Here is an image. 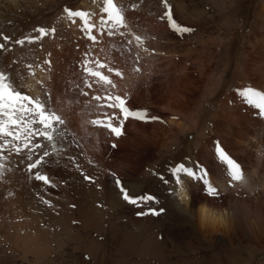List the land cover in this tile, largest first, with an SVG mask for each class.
Segmentation results:
<instances>
[{
	"label": "rangeland",
	"instance_id": "obj_1",
	"mask_svg": "<svg viewBox=\"0 0 264 264\" xmlns=\"http://www.w3.org/2000/svg\"><path fill=\"white\" fill-rule=\"evenodd\" d=\"M114 3L124 16V26L109 36L110 26L101 24V17L107 19L104 0H0V44L4 45L0 49V72L16 90L39 97L49 111L64 121L56 126L53 141L36 138L46 147L34 153L24 150L17 154L11 149L0 153V264H264V251L253 247L251 252L245 242L244 248L238 249L203 241L192 224L177 216L167 200V186L153 174L167 177L168 169L185 164L194 148L196 133L187 131L178 145L165 148L152 139L153 130L140 127L160 126L166 121L163 103L152 106L144 100L147 82L153 80L166 86L169 79L173 93L163 101L173 103L178 96L176 77L184 74V66L194 70L179 54L168 64L164 57L169 48H184L188 53L208 48L214 51L213 55H206L210 57L208 62L215 59L218 68L230 67L225 69L221 82L233 97L239 96L242 85L232 72L236 62H245L243 51L248 49L247 41L260 14L264 15V0H168L175 22L194 29L188 33L174 31L167 19H161L165 10L161 0ZM65 8L88 15L70 20ZM85 22L95 25L91 30L95 41L88 38ZM41 27L55 32L31 43L25 40L38 35L34 30ZM137 35L141 42L134 39ZM17 40L25 42L17 44ZM85 66L102 73L111 83L90 75ZM192 80L198 88L197 80ZM193 86L185 88L191 102L196 90ZM105 96H119L127 109L143 110L147 117L159 119H124L119 107L106 106L118 102L107 101ZM210 106L206 105L204 126L214 119ZM109 119L113 126L121 127L120 136L92 123ZM136 150L149 160L137 172L126 162V155ZM44 151L50 156L37 170L48 176V185L34 180L27 170V164ZM106 174L125 210L122 213L109 207L104 198L100 179ZM113 174L133 194L155 195L159 205L150 202V206H163L166 212L160 216H137V211L146 209L120 198ZM84 175L94 183L84 180ZM71 181L83 192V199L67 201ZM163 186L166 194L156 193ZM86 200L93 202L94 215L84 206ZM30 201L35 207L26 206ZM82 201L84 208L78 214L75 211ZM84 217L95 221L85 222ZM26 241L30 243L25 245Z\"/></svg>",
	"mask_w": 264,
	"mask_h": 264
},
{
	"label": "bare ground",
	"instance_id": "obj_2",
	"mask_svg": "<svg viewBox=\"0 0 264 264\" xmlns=\"http://www.w3.org/2000/svg\"><path fill=\"white\" fill-rule=\"evenodd\" d=\"M123 35L126 36V34ZM222 39L223 37L219 39L220 46H223ZM247 43L248 49L243 51L245 62L235 63L232 72L233 78L238 83L240 82L241 89L252 87L264 92V15L262 13ZM212 52L209 48L202 51H190V53L186 52L184 48L181 51H177L175 48L168 49V53L164 57L168 64H172L175 56L179 54L184 62H190V67L194 70H190V72L184 66V74L181 77H176L178 96L173 103L163 101L173 93L169 79L166 81L168 83L166 86L162 85V82L155 84L153 80L147 82V88L145 87L147 95L144 100L152 106L156 105V102L163 103L166 107L164 109L166 121L160 126L150 124L140 127L153 130L152 139L160 147L165 148L178 145L182 135L187 131L196 133L194 148L189 152L185 165L187 167H192L195 164L205 166L211 173L210 181L220 190L219 197L213 200V198L205 196L199 183L187 184L186 182V190L180 199L172 200L167 195V200L177 211V216L192 224L203 241L238 249L243 247L242 243L245 242L244 244L250 251L253 247L264 251V117H260L258 110L248 105L243 97L240 95L233 97L231 90V92H227L224 89L222 80L226 76V73L224 75L225 69L229 66L226 65L220 69L218 60L214 59L215 61L208 62L210 57L206 55ZM215 57L217 56L215 55ZM217 68L220 71H217ZM188 78L196 79L198 88H195L192 85L194 81ZM194 83L196 84V82ZM188 85L196 89L193 93L194 96H191V98L193 97L192 102L189 101L186 93L188 89H185ZM116 86L114 84V89ZM41 90L39 89V92H42ZM179 93L183 94V97ZM206 105H211L210 107L213 108L214 119L210 124L204 126ZM136 135L139 136V134ZM215 141H219L225 150L241 164V181L230 183L229 178L213 158ZM229 149L232 150L229 151ZM136 151L131 155H126L128 166L134 168L135 172L142 169L143 162L149 161L146 157L141 156V150ZM123 170L125 171V169ZM108 174L110 173L108 172ZM106 176L107 174L100 179V181L103 180L104 198L109 207L122 213L125 210L120 206L121 201L118 199V195L116 196L114 187L109 183L111 177ZM67 188L70 193V196H67V201H74L75 198L83 199V192L76 189V182L71 181ZM89 189L91 188L89 187ZM164 190V186L159 187L156 193L160 192L161 194ZM29 203L30 205H26L29 208L34 206V202L30 201ZM82 203L83 201L78 203L80 208L75 212L80 214L86 206L91 215H94L93 202L86 200L84 206ZM33 218L34 216L31 215V219ZM84 219L85 222L95 221H89L90 217H84ZM236 242L237 245L234 247ZM29 243L24 242L25 245Z\"/></svg>",
	"mask_w": 264,
	"mask_h": 264
},
{
	"label": "snow or ice",
	"instance_id": "obj_3",
	"mask_svg": "<svg viewBox=\"0 0 264 264\" xmlns=\"http://www.w3.org/2000/svg\"><path fill=\"white\" fill-rule=\"evenodd\" d=\"M164 5V12L161 19H167L168 25L174 31L188 33L194 31L190 27H183L178 25L173 19L171 5L168 0H161ZM103 12L107 14V19L101 17V24L109 25L107 34L109 36L116 35L114 29L124 26V16L114 0H104ZM64 12L67 14L68 18L71 20L74 17H87V13L82 11H73L69 8H65ZM95 27L93 24L85 22V32L89 34L88 38L95 41L96 37L91 35L92 28ZM38 35L33 37H26L29 43L42 39L44 36L48 35L49 32H55V29H45L37 28L34 30ZM5 40L8 37H4ZM134 39L137 42H141L140 36H135ZM25 40H17V44H23ZM131 43V41H129ZM4 47L0 44V49ZM50 63V61H45V64ZM31 69V65L28 66ZM103 67V65H100ZM137 71L140 69L137 68ZM85 71L90 75L98 77L105 83H111L108 77L104 76L102 73L97 71H92L85 66ZM112 71V69H110ZM116 75H120L116 71ZM91 87V85H88ZM114 87V85H113ZM238 94L244 98L245 102L253 106L258 110L259 116L264 117V92L256 90L252 87H245L238 90ZM94 99H100V97H93ZM105 100L112 101L115 100L118 103L113 104L109 102L107 107H119L124 119L128 117H134L136 119L145 120H157L158 117L152 116L147 117L146 112L143 110H137L135 112L127 109L124 105L125 102L123 98L116 96H105ZM64 121L55 112L49 111L46 105L41 102L39 97H32L30 95L24 94L21 91L16 90L11 83L8 82V77L0 72V153L5 149H11L17 154H20L24 150L29 153H34L36 150H40L46 145L36 142V138H42L46 141H53V133L56 131V126L58 124H63ZM93 124L99 126L107 127L113 134L120 136L122 134L121 127L113 126L111 120L105 121H92ZM123 121H121V124ZM115 147V145H113ZM50 153L44 151L42 155L35 159L34 162H29L27 164V170L29 173L33 174V179L36 181H41L45 185L50 184V180L47 175L42 174L37 169L41 166L46 157H49ZM213 158L221 167L223 173L229 178V182H237L242 180V166L234 159L221 145L219 141H215L213 145ZM31 161V156L28 157ZM36 170V171H34ZM169 176H165L161 173H153L157 176L164 185H166V191L168 197L172 200H178L182 197L184 191L186 190L187 184L192 182L199 183L206 197H211L214 199L218 198L220 193L218 188L210 181L209 177L211 175L210 171L200 164H195L192 167H187L185 164L181 163L168 169ZM114 176V174H113ZM84 180L94 183L90 176L84 175ZM114 184L118 189L120 198L127 204L140 207L143 206L145 210L137 211V216H160L166 212L165 207L150 206V202L159 205V199L153 194H133L129 189H127L122 181L114 176ZM44 203L50 204L49 201L45 200ZM100 205H98L99 207ZM74 207V205H73Z\"/></svg>",
	"mask_w": 264,
	"mask_h": 264
}]
</instances>
